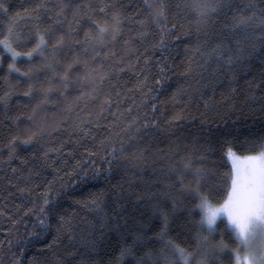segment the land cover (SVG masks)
<instances>
[{
    "label": "snow or ice",
    "instance_id": "snow-or-ice-1",
    "mask_svg": "<svg viewBox=\"0 0 264 264\" xmlns=\"http://www.w3.org/2000/svg\"><path fill=\"white\" fill-rule=\"evenodd\" d=\"M260 2L264 4V0ZM174 7L177 23H172L166 15L165 4H149L147 0H143V6L139 3L125 5L123 0H103L98 4L59 0L49 6L41 0L26 10L37 21L26 35L18 31L17 21L21 18L9 17L6 30L0 31V65L7 62L5 81L13 73L18 74L24 81V90L20 92L9 84L0 95V106L8 109L13 97H18L19 103L31 110L21 114L27 121L24 131H18L9 139V158L17 157L19 145L35 144L42 149L44 164L40 167L55 165L56 160L50 154L61 152L64 145L48 146L46 138L61 128H70L71 133L79 137L76 142L87 139L92 144L91 150L84 146L85 153L90 157L100 155L101 160L108 161L107 171L111 174L112 165L118 164L124 153V137L129 132L147 135L158 127L155 118L149 120L145 116L141 120L140 106L136 99L130 98L135 97L136 92L131 89L125 92L120 84L121 76L127 70L136 73V90L147 86V76L140 79L143 69L137 70L141 56L147 65L152 49L164 48L170 41L179 40L181 35L190 40L194 37V54L215 58L216 71L223 74L222 70H230L251 57L257 51V45L264 48V7H258L253 0L247 3L241 0H180ZM0 10L8 13V7L2 3ZM41 12L48 23L41 20ZM229 12L231 17L226 33L211 51H205L208 45L200 39L199 33ZM139 16L145 18L138 20ZM193 18L198 27L194 31L179 32L184 28L181 22ZM157 35L159 40L153 43ZM22 57L26 58L27 71H21L18 66ZM151 91L149 88L148 93ZM177 92L183 94L182 89H177ZM140 95L145 93L141 91ZM51 106L64 113L56 125L49 123L47 118ZM122 106L127 113L124 121L119 111ZM92 108L97 110L92 111ZM152 108L155 112L156 106ZM7 118L21 120L20 116ZM180 119L179 114L173 117L176 121ZM251 135L249 133V137ZM249 137L235 146L248 150L250 154L239 156L232 147L227 150L231 170L227 176V195L221 203H213L216 198L202 191V181L215 177L205 168L193 169L191 161L185 159L184 170L174 171L175 179H166L162 185L164 191L158 194V202L149 205L161 221L156 225L158 230L149 229L151 236L146 232L136 235L131 246L125 244L120 250L121 258L135 254V250L139 252L136 264H224L222 257L228 253L229 264H264V136ZM32 155L35 157L36 153ZM22 163L27 165L30 162L23 159ZM91 163L95 165V160ZM12 171L14 174L18 172L15 168ZM80 171H84L83 168ZM185 172H191V180L186 179ZM84 175L87 177V172ZM98 175L99 171L93 173L94 177ZM39 177L40 172L32 167L26 174L20 172L15 175L14 180L7 179V184L23 195H37L40 203L33 207L45 231L50 226L51 217L57 218L58 234L71 231L72 218L61 209L59 193L53 199L52 182L41 181L38 184ZM209 187L214 189L212 185ZM40 188L43 191L37 193ZM115 188L116 185L98 188L89 192L86 200L77 203H83L101 215L109 192ZM116 195L119 198L120 194ZM185 199L197 201L194 208L187 207ZM181 208L183 212H180ZM120 219L119 212L115 218L103 214L99 223L101 237L105 230L120 232ZM221 223L225 232L234 238V247L225 241L223 235L219 240L215 239ZM58 238L54 237L53 242ZM92 247H96V241H92Z\"/></svg>",
    "mask_w": 264,
    "mask_h": 264
},
{
    "label": "trees",
    "instance_id": "trees-1",
    "mask_svg": "<svg viewBox=\"0 0 264 264\" xmlns=\"http://www.w3.org/2000/svg\"><path fill=\"white\" fill-rule=\"evenodd\" d=\"M39 2L41 0H0V3L8 7L7 14L0 10V31L6 30L9 17L18 16L21 18L17 21L18 31L28 34L37 21L26 10L32 9ZM43 2L51 6L59 0ZM74 2L98 4L103 0ZM147 2L165 4L166 15L171 22H178L174 4L180 0ZM241 2L247 3L248 0ZM253 2L258 7H264L260 0ZM123 3L129 6L139 3L143 6V0H123ZM147 11L145 10L146 13ZM40 17L43 23H48L43 12ZM230 17L231 12L201 30L200 39L208 45L205 51H211L226 33ZM144 18L137 17L138 20ZM181 23L184 24V28L179 29L181 33L194 31L198 27L195 18ZM140 31L143 32L144 29L140 28ZM194 39L181 35L179 40L170 41L164 48L152 49L149 52L151 60L147 65L141 56L137 70L143 69L140 79L147 76V86L144 89L134 88L137 79L135 72L126 70L121 76L120 84L124 91L131 89L136 92V96L130 98L136 99L140 106L141 120L145 116L149 120L155 118L158 127L155 131L150 130L147 135L129 132L123 140L124 153L120 162L112 165L111 174L107 171L108 161L101 160L100 155L90 157L85 153L84 146L91 150L92 144L87 139L76 142L79 137L72 134L70 128H61L53 136L46 138L48 146L64 145L61 152L50 154L56 160L55 165L40 167L44 164L42 149L35 144L19 145L17 157L10 159L7 147L9 139L18 131H24L27 121L21 114L31 110L24 108L18 97H13L8 109L0 106V264H136L139 252L134 250L135 254L121 258L120 250L125 244L131 246L133 238L139 233L146 232L151 236L149 229L158 230L156 225L161 221L152 213L149 205L158 202V194L164 191L162 185L166 179L174 180L173 172L184 170L185 159L191 161L193 169L205 168L215 177L202 181V191L209 197L216 198L213 203L222 202L227 195V176L231 170L230 160L227 158L228 148L232 147L239 156L248 155V150L235 145L249 137V133L252 134L249 139L264 136V48L257 45V51L251 57L230 70H222L221 74L216 71L218 65L215 58H202L200 54H194ZM158 40L159 35L153 43ZM140 51L143 52V49ZM25 59L22 57L18 62L21 71L28 70ZM5 76H8L7 62L0 65V95H3L9 84L17 87L20 92L24 90V81L18 74L13 73L7 81ZM250 84L253 86L250 87ZM149 88L152 89L151 93H148ZM177 89H182L183 94H179ZM141 91L145 95H140ZM153 105L156 106L155 112ZM96 110L92 108V111ZM119 111L123 114L121 120L124 121L127 117L125 107L122 106ZM177 114L182 117L179 121L173 120ZM17 116L21 117L19 122L7 118ZM63 116L64 113L56 106H51L47 112L49 123L53 125ZM99 138L103 139V136ZM34 152L35 157L32 155ZM23 159L30 163L23 164ZM92 160H95V165L91 163ZM32 167L40 172L36 183L52 182L53 199L59 193L61 209L72 218L71 231L58 234L56 217H51L50 226L45 231L33 207L40 203L37 195L29 197L8 186L7 179L14 180L15 175L20 172L26 174L27 169ZM13 168L18 172L14 174ZM57 168L60 169L59 172L56 171ZM81 168L84 171H80ZM97 171L99 175L94 177L93 173ZM185 176L187 180L192 179L191 172H185ZM111 185H116V188L109 192L101 215H97V211L91 207L86 208L83 203H77L86 200L89 192H95L101 187L107 189ZM209 185L214 186V189ZM40 191L43 188L38 189L37 193ZM116 193L120 194L119 198ZM196 203L191 199L184 201L189 208H194ZM168 207L171 211V206ZM29 209L33 210L29 212ZM117 212L121 217V231L105 230L101 237V216L106 214L115 218ZM180 212H183V208ZM195 219L198 220L199 216L196 215ZM221 235L229 245L235 246L234 238L225 232L222 223L215 239L219 240ZM57 236L58 240L53 242V238ZM92 241H96L95 248L92 247ZM222 260L224 264H229V254L225 253Z\"/></svg>",
    "mask_w": 264,
    "mask_h": 264
},
{
    "label": "rangeland",
    "instance_id": "rangeland-1",
    "mask_svg": "<svg viewBox=\"0 0 264 264\" xmlns=\"http://www.w3.org/2000/svg\"><path fill=\"white\" fill-rule=\"evenodd\" d=\"M230 160V159H229Z\"/></svg>",
    "mask_w": 264,
    "mask_h": 264
}]
</instances>
